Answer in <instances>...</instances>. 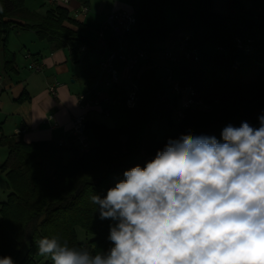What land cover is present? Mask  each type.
<instances>
[{"label":"trees","instance_id":"trees-1","mask_svg":"<svg viewBox=\"0 0 264 264\" xmlns=\"http://www.w3.org/2000/svg\"><path fill=\"white\" fill-rule=\"evenodd\" d=\"M72 1L86 8L89 5V0ZM228 6L229 12L223 16L213 11L211 0L137 3L133 31L138 28L136 35L141 42L183 31L189 33L188 49L197 53L195 63L180 69L178 81L180 87L191 88L192 98L201 100L206 108L184 110L183 119L173 126L174 133L163 141H156L150 132L151 123L164 119L170 122L178 100H160L163 91L158 84L146 86L148 98L141 99L135 109L126 110L129 125L106 128L87 124L89 142L91 137L95 141L87 152L67 151L57 143H27L21 135L0 136V147L7 151L0 170L9 191L6 200L0 202V257L11 256L15 264H51L37 255L36 241L52 235H59L69 246H86L93 254L106 253L113 246L108 239L112 222L99 218L98 206L90 197H103L113 187L111 176L123 177L125 170L137 164L143 167L169 138L190 133L215 135L222 142L221 131L228 124L239 127L247 121L259 126L258 117L264 115V44L255 32L264 29V21L255 18V9L264 6L255 4L251 12L241 5L238 8L236 0H229ZM166 7L175 10L176 17L170 24L163 16ZM13 27L34 31L58 46L67 45L74 63L84 43L78 36L80 24L71 18L67 7L54 6L40 15L29 12L24 0H0V53L2 68L8 72L14 66V57L6 50ZM236 40L245 44L250 41V53L238 50ZM211 41L217 44L215 53L206 50ZM76 228L91 237L87 243L77 240Z\"/></svg>","mask_w":264,"mask_h":264},{"label":"clouds","instance_id":"clouds-1","mask_svg":"<svg viewBox=\"0 0 264 264\" xmlns=\"http://www.w3.org/2000/svg\"><path fill=\"white\" fill-rule=\"evenodd\" d=\"M215 135L169 138L154 158L90 197L112 247L36 241L51 264H264V115ZM0 264H15L11 256Z\"/></svg>","mask_w":264,"mask_h":264},{"label":"crops","instance_id":"crops-1","mask_svg":"<svg viewBox=\"0 0 264 264\" xmlns=\"http://www.w3.org/2000/svg\"><path fill=\"white\" fill-rule=\"evenodd\" d=\"M221 1L214 7V2L211 0V6L213 11L226 16L229 12V0ZM29 4H31L30 0H24V6L29 12L35 10L36 12L37 10L46 12L54 6H64L69 9L70 13L71 11L75 13L82 7L72 0H68L67 4L61 0H54V4L47 0H41L40 9H32ZM95 4L96 7L89 4L87 14L79 15L76 19L80 24L79 39L84 41L76 56V63L71 61L67 45L58 46L55 42H48L39 38L34 31L25 30L22 27L11 29L7 37L6 50L14 57L13 71L8 72L2 68L3 57L0 53V136L12 137L15 136L16 131L24 130L21 136L27 143L58 144L59 141H63L67 143L63 146L67 151L71 149L79 151L77 146L71 148V144L68 145L71 143L68 135L71 119L80 114L77 106V98L80 95L97 100L99 103L98 106H91L87 111L88 124L102 125L94 120L99 115L110 114L112 106L118 105L126 114L123 100L131 82L122 75V65H117L121 74L119 83L112 87L105 85L107 76L101 73L99 68L101 57L116 52L120 43L111 39L106 33L105 50H101L97 42V31L105 23L109 14L119 11L133 13L135 8L128 0H97ZM240 5L243 7L242 3ZM257 6L261 5L257 4ZM163 16L167 24L173 21L168 22L171 18L168 10H165V13L163 11ZM67 26L73 31L77 30L72 25ZM137 30L136 27L127 40L125 51L132 52L134 49H139L137 43H143L136 35ZM262 34H264V29L255 32L258 39ZM181 36H189V33L175 31L158 38L155 42V45L158 46L157 51L146 53L147 59L135 67L131 80L138 86L139 95H142L139 96L138 102L148 98V91L145 87L152 88L155 84H158L163 91V95L159 97L160 100L175 97L168 88L167 73L175 80H179L181 79L180 69L191 66L190 62L180 61L182 54L178 49V41ZM165 52H170L178 62L167 61L164 57ZM32 63L40 66L41 70L39 72L30 70L29 66ZM162 79L166 86H163ZM52 85H56V96H51L48 92ZM166 91H169V95ZM49 118L51 119L48 120ZM7 124L13 132L10 136L2 133L4 125ZM65 157L68 155L66 154ZM8 193L9 191L6 189L4 201Z\"/></svg>","mask_w":264,"mask_h":264},{"label":"built area","instance_id":"built-area-1","mask_svg":"<svg viewBox=\"0 0 264 264\" xmlns=\"http://www.w3.org/2000/svg\"><path fill=\"white\" fill-rule=\"evenodd\" d=\"M49 3L54 4V0H47ZM64 4H67L68 0H61ZM88 10L86 7H81L79 11H76V15H85ZM256 19L258 21H264V9L256 8L255 9ZM137 25L136 16L133 13H128L124 11L113 12L109 14L106 18L105 23L97 31V42L101 50H105V34L107 33L109 37L113 40H117L120 43L119 49L116 52L110 53L108 56L101 57L99 68L101 73L107 76L105 85L107 87L115 86L119 83V78L121 74L117 69V65H122V75L130 81V86L127 91V94L123 100V105L126 110H133L136 108L138 103V86L131 80L132 73L135 67L141 62L145 61L146 54L141 49H134L132 52L125 51L127 40L132 35L133 29ZM188 38L189 36H181L178 41V49L182 54L180 61L195 63L197 61V53L195 51L188 49ZM250 41L246 44L241 40H236V48L240 51L250 53ZM164 57L169 62H178L170 52H165ZM29 69L33 72H39L41 70L40 66L32 63L29 66ZM166 82L168 88L177 98V105L173 110V117L176 122H179L183 119L184 110L191 107H199L201 109L206 108L204 103L201 100H194L192 95L194 94L192 89L189 87H180L178 80H175L169 73L166 75ZM186 91L189 94V99L186 102H180L181 90ZM48 92L51 96H56V85L49 87ZM99 103L97 100L89 99L85 95H80L77 98V106L80 110V114L74 116L70 121V131L69 139L72 146H77L80 152H87L90 149L89 138L86 133L87 128V111L91 106H98ZM49 118L48 120H50ZM24 133V130H19L15 132V136L21 135ZM67 143L63 141L58 142V146H64ZM69 145V144H68Z\"/></svg>","mask_w":264,"mask_h":264},{"label":"rangeland","instance_id":"rangeland-1","mask_svg":"<svg viewBox=\"0 0 264 264\" xmlns=\"http://www.w3.org/2000/svg\"><path fill=\"white\" fill-rule=\"evenodd\" d=\"M28 1V0H27ZM41 0H30L29 6L32 9H40L39 3ZM139 0H128V2L134 6V8L137 7V3ZM238 3V8H239V3L243 4L244 7V11L246 12H251L254 11V4H258L261 6H264V0H236ZM97 0H89V4L92 7H96V3ZM213 5L214 7L217 6L220 2H222L221 0H213ZM165 10H168L171 14V18L170 20H168V22H171L172 20L175 19L176 15H175V10L173 7H166L164 9V13ZM36 12V10L34 11ZM38 14H44L45 11L44 10H37ZM71 16L72 18H74L75 20L78 19L77 17H79V15H76L73 11H71ZM156 41H151V42H145V43H137L139 49H141L142 51L146 53H150L153 51H157L158 46L155 45ZM259 42L261 44H264V34H262V36L259 39ZM216 48H217V44L214 41L209 42V44H207L206 46V50L210 53H215L216 52ZM20 58L22 59V55L20 56ZM248 74V70H245L243 72L244 77L246 78ZM163 80V79H162ZM163 86H166V83L163 80ZM140 92V91H139ZM142 92V91H141ZM144 92V90H143ZM167 95H169V91H166ZM181 97H180V102H186L189 99V94L184 91L183 89L181 90ZM138 96H142L139 95ZM145 96V94L143 93V97ZM99 115V114H98ZM93 121V120H92ZM96 123H101L102 125L108 127V128H115V127H123V126H127L129 125V121L127 119L126 114H124V112L122 111V108H120L118 105L117 106H112L111 107V111L110 114H108L107 116L102 114L96 117V120H94ZM176 124V121L174 119V117L172 116V118L170 119V122L168 120H156L153 121L151 123L150 126V132L154 135L155 139L157 142H161L164 140V138L166 136H170L174 133V125ZM2 133L5 134L6 136H10L13 134V132H11V127L7 124L4 125L3 129H2ZM90 143L91 145H95V141L92 139H90ZM7 155H6V148L5 147H0V167L3 164V162L5 161ZM123 177H117V176H111L109 179V183L110 185H115V183L119 180L122 179ZM6 183H5V174L3 172H1L0 170V201H4L5 199V195H6ZM76 232V238L80 243H87L88 240L91 238L87 235H85V233L80 229V228H76L75 229Z\"/></svg>","mask_w":264,"mask_h":264}]
</instances>
